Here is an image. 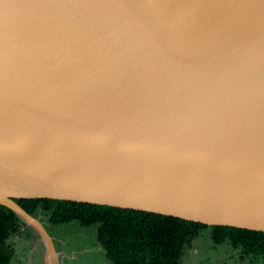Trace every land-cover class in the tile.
<instances>
[{"label": "water", "instance_id": "obj_1", "mask_svg": "<svg viewBox=\"0 0 264 264\" xmlns=\"http://www.w3.org/2000/svg\"><path fill=\"white\" fill-rule=\"evenodd\" d=\"M19 199L264 232V0H0V204L54 264Z\"/></svg>", "mask_w": 264, "mask_h": 264}, {"label": "trees", "instance_id": "obj_2", "mask_svg": "<svg viewBox=\"0 0 264 264\" xmlns=\"http://www.w3.org/2000/svg\"><path fill=\"white\" fill-rule=\"evenodd\" d=\"M30 213L40 211L51 224L80 221L98 224L97 238L110 264H181L186 243L210 230L215 245L229 241L244 256L264 257V232L231 226H207L185 219L110 206L55 199H19ZM25 224L11 208L0 204V264H13L8 239Z\"/></svg>", "mask_w": 264, "mask_h": 264}, {"label": "rangeland", "instance_id": "obj_3", "mask_svg": "<svg viewBox=\"0 0 264 264\" xmlns=\"http://www.w3.org/2000/svg\"><path fill=\"white\" fill-rule=\"evenodd\" d=\"M35 215L41 216L54 238L59 251V258L55 259L54 264H110L104 248L98 242V224L86 226L73 220L54 225L40 211ZM8 243L14 252L13 264H46L45 243L41 235L29 225L23 224L8 239ZM181 264H264V257L244 256L241 248L229 241L215 245L207 228L185 244Z\"/></svg>", "mask_w": 264, "mask_h": 264}, {"label": "crops", "instance_id": "obj_4", "mask_svg": "<svg viewBox=\"0 0 264 264\" xmlns=\"http://www.w3.org/2000/svg\"><path fill=\"white\" fill-rule=\"evenodd\" d=\"M62 243H64V241L62 242ZM57 249V248H56ZM58 251V250H57ZM59 252V251H58Z\"/></svg>", "mask_w": 264, "mask_h": 264}]
</instances>
